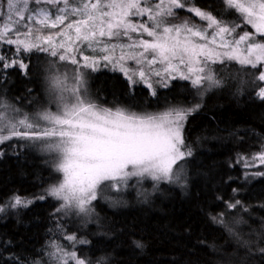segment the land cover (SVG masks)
I'll list each match as a JSON object with an SVG mask.
<instances>
[{
  "label": "trees",
  "instance_id": "obj_1",
  "mask_svg": "<svg viewBox=\"0 0 264 264\" xmlns=\"http://www.w3.org/2000/svg\"><path fill=\"white\" fill-rule=\"evenodd\" d=\"M194 5L223 22L226 12L232 23H239V14L226 8L224 0H195ZM0 53L15 58V46L0 40ZM48 56L37 50L21 55L29 66L27 75L13 68L0 72V101L32 115L40 113L48 90ZM227 61L217 65L220 71ZM229 67H245V81H235L237 72L231 71L224 86L203 95L181 79L157 86L152 95L153 90L131 84L117 71L94 73V100L106 108L163 112L200 107L184 125L185 145L192 155L181 161L187 170L181 182L156 186L132 178L122 192L107 193V198L92 203L87 224L79 215L57 211L60 205L48 195L61 180L52 169L53 160L32 144L1 145L0 206L6 211L0 212V264H46L52 245L66 248L69 235L76 239L66 249L71 246L86 264H264V253L258 251L264 247V175H256L264 173V167L248 170L243 162L264 152V101L256 96L263 83L256 78L260 69L236 61ZM139 192L147 193V200ZM16 195L32 203L7 207ZM237 200L235 208L228 207ZM219 217L236 235L216 222ZM237 236L250 243L242 246Z\"/></svg>",
  "mask_w": 264,
  "mask_h": 264
},
{
  "label": "snow or ice",
  "instance_id": "obj_2",
  "mask_svg": "<svg viewBox=\"0 0 264 264\" xmlns=\"http://www.w3.org/2000/svg\"><path fill=\"white\" fill-rule=\"evenodd\" d=\"M41 3L52 5L54 12L50 15L44 8L30 6ZM224 3L226 8L239 13V23L225 24L199 7L187 10L207 21L206 26L198 27L188 21L172 23L168 17L176 15L175 9L186 7L184 0H3L0 7H6L7 11L0 12V19L6 18L18 26L12 31L5 25L0 32V40L16 46L15 58L0 53V72L13 68L27 75L29 66L20 56L33 50L48 52L58 61L76 66L71 84L67 76L53 73L49 77L50 91L57 103L54 112L43 111L29 117L0 102V145L14 138L44 141L45 149L55 154L54 167L62 173L63 179L48 190V195L63 202L57 211L74 208L80 214L90 215L93 201L98 197L107 198L106 193L122 192L132 178H138L137 183L150 179L156 186L159 182L182 180L180 162L192 155L185 145L183 129L188 117L200 105L172 107L163 112L106 108L82 91L85 80L79 69L96 71L102 60L114 69L118 67L131 84L137 82L134 76L150 89L153 85L146 78L148 75L161 78L164 86L169 80L179 78L190 82L198 95L221 84L212 74L210 64L235 60L241 65L264 69V0H224ZM33 13L40 16L35 23L44 28L64 25L55 33L61 39L54 42L51 34L37 35L40 29L32 27ZM69 17L75 19L69 20ZM244 25L254 31H242L238 37H233L237 28ZM257 36L261 39L257 40ZM245 42L248 43L241 48ZM84 49L105 54L99 58L83 55ZM78 50L81 51L79 58L75 55ZM129 60L137 67H125ZM155 65L162 67L155 69ZM51 67L54 68L55 63ZM256 78L264 82V70H260ZM151 94L155 95V90ZM256 96L264 101V84L259 86ZM3 154L0 149V156ZM253 159L264 163V152ZM138 195L147 200V193ZM119 202V199L113 201L114 204ZM31 203L16 195L7 207H27ZM238 204L237 200L228 207L235 208ZM5 211L6 207L0 206V212ZM215 219L236 235L222 217ZM66 239L76 238L69 235ZM237 240L245 247L250 243L240 240L239 236ZM136 246L142 247L139 242ZM52 247L60 253H50L56 256L57 264H68L69 260L86 264L76 252L65 253L58 244ZM258 251L264 253V247Z\"/></svg>",
  "mask_w": 264,
  "mask_h": 264
},
{
  "label": "rangeland",
  "instance_id": "obj_3",
  "mask_svg": "<svg viewBox=\"0 0 264 264\" xmlns=\"http://www.w3.org/2000/svg\"><path fill=\"white\" fill-rule=\"evenodd\" d=\"M184 2H185V4H186V7L185 8H182V9H175V13H176V15L175 16H173V17H168V20L169 21H171L172 23H181L182 21H188L189 23H191V24H195L196 26H198V27H200V26H206L207 25V21H204V20H201L199 17H196L193 13H191V12H189L188 10H187V8L188 7H196L195 5H194V2H195V0H184ZM3 4V0H0V5H2ZM31 7H38V8H44L46 11H49V14L51 15V13L52 12H54V8H53V6L52 5H46V4H43V3H41L39 6H37V5H34V4H31L30 5ZM62 6V5H61ZM202 10V9H201ZM232 11H234V13H236V14H239V13H237L234 9H231ZM7 11V9H6V7H0V12H6ZM203 11H205V10H203ZM228 12V11H227ZM33 15V17H34V19H33V21L31 22V24H32V27H33V29L35 30V29H40V32L39 33H36L37 35H47V34H51V35H53L54 36V42L55 41H59L61 38L60 37H58V36H55V33H57L58 31H60V29L61 28H63L64 27V25H61V26H59L58 28H55V29H53V28H44V26L43 25H39V24H36L35 23V20L36 19H39L40 18V16L37 14V13H33L32 14ZM26 16H27V14H26ZM228 14L226 13V12H224V15H223V18L222 19H224L225 18V22L224 23H232V20H230L228 17ZM71 19H75V17H69V20H71ZM133 19H137V18H133ZM13 20H18V18L17 17H13ZM143 20L145 21V22H147V17H144L143 18ZM26 21H21L20 23H25ZM68 21L66 20L65 21V23H67ZM0 24H2V26L0 27V32H3L4 31V28H5V25H8L11 29H12V31H14L15 30V28L18 26L17 24H13V23H10L6 18H3L2 19V21L0 22ZM42 31V32H41ZM208 31L209 32H211L212 31V29H208ZM242 31H254V30H252L251 29V27L250 26H247V25H244V26H242V28H237V30H236V32L235 33H233V37H238V35H240V34H242ZM133 36H135L136 34L135 33H133L132 34ZM14 38V37H13ZM21 39H23V37H20ZM30 39L32 38V37H29ZM146 39H150V38H148V37H145ZM232 37H229V39H231ZM256 39L257 40H259V39H261L260 37H256ZM2 41V40H1ZM117 43H120V41H117ZM246 43H248V42H245L244 44H241L240 45V47L241 48H244L245 46H246ZM2 44L3 45H6V46H15V45H7L6 43H4L3 41H2ZM16 47V46H15ZM82 54L83 55H92V56H95V57H97V58H99V57H101L102 55H104L105 53H102V52H99V51H97V52H93L91 49H84L83 50V52H82ZM75 55L79 58V56L81 55V51L80 50H78L76 53H75ZM117 55H119V49H117ZM235 60H228L226 63H225V65H224V67L226 68L225 70L224 69H222L221 71L218 69V67H217V65L218 64H221V63H214V64H210V68H211V70H212V74L214 75V77L217 79V80H219V81H221V84H220V86L219 87H215V88H212V89H209V90H206V91H204L205 93L206 92H213V91H215L216 89H218V88H220V87H222V86H224V84L226 83V81L228 80V75H229V73L231 72V71H233L232 73H235V72H237L235 75H233L234 77H233V79H235V81H237V82H241V79H243V81H245V78H246V75H245V72H244V68L245 67H243V68H241V67H238L237 69L236 68H234V69H231V67H229V63H232V62H234ZM237 62V61H236ZM53 63H55V67L54 68H52L51 67V65L53 64ZM238 63V62H237ZM105 65H107V66H105ZM241 65V64H240ZM246 66H248V65H246ZM125 67H131V68H136L137 66L134 64V62H132V61H127V63L125 64ZM155 69H159V68H161L162 66L161 65H155V66H153ZM248 67H250L251 69H257V70H264V69H261L259 66H258V68H252L251 66H248ZM46 68H47V71H46V73H47V76H46V82H47V85H48V90H47V94H45L44 96H43V98H44V102L42 101V105L40 106V107H42L41 108V112H43V111H56V109H57V103H56V101H55V99L53 98V93L50 91V87H49V77H50V75H52L53 73H56V74H60V75H62V76H67V78H68V83L69 84H71V78H72V76L74 75V69L76 68V66H74V65H71L70 63H67V62H60V61H58L57 60V58H54V57H51L50 55L46 58ZM80 71H82L83 73H84V80H85V83H84V85H83V89H82V91H86L87 92V94H88V96H89V98L90 99H92V100H94L95 98H97L96 97V94L92 91V88H91V80H92V76L94 75V73H96L97 72V70L96 71H92V70H90V69H79ZM98 70H113V71H117V72H119V73H121V74H123L124 76H125V74H124V72H122V71H120L119 70V68L117 67V68H113V65H111V64H107V62H105V61H100V66H99V68H98ZM224 70V71H223ZM223 71V72H222ZM129 74H131V73H129ZM125 78H127L126 76H125ZM151 83H152V85H153V88L151 89V90H155L156 89V87L157 86H164V84L161 82V78H158V77H156V76H154V75H148L147 77H146ZM166 78V77H165ZM128 79V78H127ZM133 79L134 80H136L137 82V84H143V85H145V86H147V84L146 83H144L143 81H140L139 80V77L138 76H134L133 77ZM177 79H179V78H177ZM171 81H173V80H169L168 81V83L169 82H171ZM261 82V81H260ZM263 84H264V82H262ZM135 84V83H134ZM95 101V100H94ZM1 102V101H0ZM2 103H3V101H2ZM5 104V103H4ZM8 105V104H7ZM13 109H15L18 113H20V114H23V115H27V116H29V117H35L36 115H32V114H29L28 112H27V109L26 110H23L22 108H20V107H18V106H11ZM40 107H38V108H40ZM41 124H43V121H41L40 122ZM10 141H14V142H17V141H21V142H24V143H26V144H32V145H34V148L35 149H37V150H41L42 152H43V154H45V156L47 157V159H49V160H53L54 161V153H52V152H49V151H47L46 149H45V147H44V141H28V140H18V139H12V140H10ZM10 141H7L6 143H8V142H10ZM5 143V144H6ZM1 146V145H0ZM37 146V147H36ZM36 150V151H37ZM261 154V153H260ZM259 155V154H258ZM258 155H255V156H252V157H250V158H245L244 159V165L248 168V170H253V171H256L258 168H260V167H264V163H261V161L259 160V159H253V157H256V156H258ZM184 162V161H183ZM183 162H180L181 164L183 163ZM183 165V164H182ZM52 169L53 170H55V167H54V163L52 164ZM186 166H184L183 165V170H182V172H181V176H182V178L184 177V175H187L186 174ZM55 175H61V180L63 179V176H62V173H60V172H58V171H56L55 170ZM60 180V181H61ZM132 179H130L129 181H131ZM148 180H150V179H148ZM60 181H58V182H55V184L54 185H52V187L53 186H55V185H57ZM129 181H128V183H129ZM151 181V180H150ZM153 182V181H152ZM181 182V181H180ZM179 182V183H180ZM112 193H115V192H112ZM107 194V193H106ZM105 194V195H106ZM54 200H56L57 202H58V204L61 206V204L63 203L61 200H57L56 198H54V197H52ZM94 202V201H93ZM92 202V203H93ZM63 210V212L65 213V214H68V215H71V216H73V215H79L78 217H79V219H80V222H83V223H85L86 222V224H87V222H88V219L90 220V218L92 217H90V215H87V216H85L84 214H80V213H78V211L76 210V209H74V208H64V209H62ZM71 243H72V241H69L68 239H66V237H65V245H66V248L69 246V245H71ZM58 245H60V247L64 250V252L65 253H71V252H73L74 250H73V248L70 246V249H66V248H64L61 244H58ZM75 252V251H74ZM50 253H55V254H57V255H59L60 253H59V251H58V249H56V248H53L52 247V250H51V252ZM69 262H73V261H71V260H69L68 261V263ZM46 264H57V260H56V256L55 255H49V258L46 260Z\"/></svg>",
  "mask_w": 264,
  "mask_h": 264
}]
</instances>
